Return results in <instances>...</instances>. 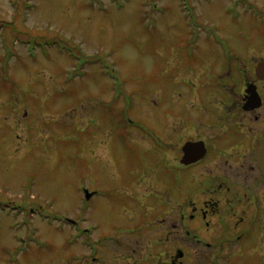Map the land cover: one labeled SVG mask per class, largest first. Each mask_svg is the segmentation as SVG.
Wrapping results in <instances>:
<instances>
[{
  "label": "rangeland",
  "instance_id": "1",
  "mask_svg": "<svg viewBox=\"0 0 264 264\" xmlns=\"http://www.w3.org/2000/svg\"><path fill=\"white\" fill-rule=\"evenodd\" d=\"M189 2L0 0V264H170L177 248L210 264L167 234L184 200L208 196L171 174L157 141L170 47L261 45L264 0ZM252 240L232 264L264 254Z\"/></svg>",
  "mask_w": 264,
  "mask_h": 264
},
{
  "label": "flooded vegetation",
  "instance_id": "2",
  "mask_svg": "<svg viewBox=\"0 0 264 264\" xmlns=\"http://www.w3.org/2000/svg\"><path fill=\"white\" fill-rule=\"evenodd\" d=\"M262 39L261 45L238 49L225 41L170 47L171 105L165 137L156 140H166L171 174L208 196L201 206L194 198L184 200L167 234L181 232L184 243L208 248L204 259L210 264H232L241 251L233 245L264 242V174L258 161L264 150ZM174 206L171 202L170 214ZM215 219L220 223L212 243L203 240L201 230L204 225L210 231ZM250 252L243 264H264L262 251ZM187 256L177 248L170 264H184Z\"/></svg>",
  "mask_w": 264,
  "mask_h": 264
},
{
  "label": "water",
  "instance_id": "3",
  "mask_svg": "<svg viewBox=\"0 0 264 264\" xmlns=\"http://www.w3.org/2000/svg\"><path fill=\"white\" fill-rule=\"evenodd\" d=\"M258 156V161H259V166L264 174V150L259 154ZM87 199L89 200L92 196L86 193Z\"/></svg>",
  "mask_w": 264,
  "mask_h": 264
}]
</instances>
